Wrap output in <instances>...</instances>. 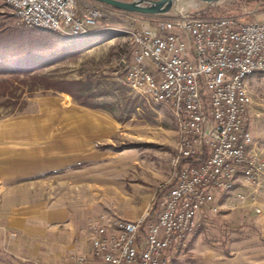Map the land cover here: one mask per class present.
<instances>
[{
    "label": "rangeland",
    "instance_id": "obj_1",
    "mask_svg": "<svg viewBox=\"0 0 264 264\" xmlns=\"http://www.w3.org/2000/svg\"><path fill=\"white\" fill-rule=\"evenodd\" d=\"M76 1L78 11L82 5L112 8ZM244 2L184 0L180 11L219 10L242 22L263 23L264 6L248 9ZM114 11L95 33L68 38L22 27L0 0L4 63L17 69L34 67L38 76L79 81L87 89L78 92L77 101L26 81L13 83L0 96V177L6 175L5 185L14 188L7 194L9 201L43 197L50 205L65 207L89 246L82 253L77 235L63 255L52 254L44 264H72L76 256L94 259L92 228L103 223L147 215L146 222L155 221L160 197L172 183L171 158L180 134L176 117L169 106L150 103L124 84L125 65L131 61V28L110 20H117ZM4 78L12 80L0 76ZM245 85L251 97L252 151L264 161V75L247 77ZM82 102L102 107L93 109ZM214 208L197 217L199 226L181 246L166 251L163 264H264V179L217 195ZM0 234V264H43L21 252L9 253L6 240L16 239L18 232L0 223Z\"/></svg>",
    "mask_w": 264,
    "mask_h": 264
},
{
    "label": "built area",
    "instance_id": "obj_2",
    "mask_svg": "<svg viewBox=\"0 0 264 264\" xmlns=\"http://www.w3.org/2000/svg\"><path fill=\"white\" fill-rule=\"evenodd\" d=\"M19 25L83 38L110 20L130 27L131 61L123 82L150 103L170 107L179 126L171 185L155 221L115 219L92 228V257L72 264H163L215 210L216 196L264 179L252 151L251 97L245 79L264 74V22L181 10L169 17L82 5L76 0H2ZM109 9V10H106ZM142 232V234H141ZM143 237H141V236Z\"/></svg>",
    "mask_w": 264,
    "mask_h": 264
},
{
    "label": "crops",
    "instance_id": "obj_3",
    "mask_svg": "<svg viewBox=\"0 0 264 264\" xmlns=\"http://www.w3.org/2000/svg\"><path fill=\"white\" fill-rule=\"evenodd\" d=\"M6 179V175L0 177V223L19 234L17 240H6L11 249L9 253L21 252L32 261L44 264L52 254L63 255L62 250L69 248L77 235L79 250L82 253L88 250L84 231H79L78 221L67 215L65 207L50 205L43 197L29 200L24 196L21 202L9 201L7 194L14 188L5 185ZM3 237L0 234L1 242Z\"/></svg>",
    "mask_w": 264,
    "mask_h": 264
},
{
    "label": "trees",
    "instance_id": "obj_4",
    "mask_svg": "<svg viewBox=\"0 0 264 264\" xmlns=\"http://www.w3.org/2000/svg\"><path fill=\"white\" fill-rule=\"evenodd\" d=\"M260 5L264 6V0H245L244 7H247L248 9H256L257 7H260ZM241 10V9H239ZM202 12V11H201ZM218 14L213 13H205V16H211V15H217V16H225V13L223 11H217ZM0 59V76L9 75L11 76L12 80H9L7 78L0 80V96H5L10 87L13 85V83L17 84H24L26 81L34 82V85L42 86L44 90H54L60 93L68 94L70 95L74 100H77L80 98L78 96V92H85L87 89L83 86V84L79 81H73V80H60V79H53L48 76H38L34 74V72L37 71L34 67L30 66H21V68L17 69L14 68V66H10L8 63H4V57H1ZM257 75V74H256ZM264 75V74H262ZM20 76H23V79H19ZM82 105L88 106L93 109L101 108V104L92 103L87 104L86 102H82Z\"/></svg>",
    "mask_w": 264,
    "mask_h": 264
},
{
    "label": "water",
    "instance_id": "obj_5",
    "mask_svg": "<svg viewBox=\"0 0 264 264\" xmlns=\"http://www.w3.org/2000/svg\"><path fill=\"white\" fill-rule=\"evenodd\" d=\"M127 13L169 17L177 14L184 0H91Z\"/></svg>",
    "mask_w": 264,
    "mask_h": 264
},
{
    "label": "bare ground",
    "instance_id": "obj_6",
    "mask_svg": "<svg viewBox=\"0 0 264 264\" xmlns=\"http://www.w3.org/2000/svg\"><path fill=\"white\" fill-rule=\"evenodd\" d=\"M54 33V32H53ZM55 34H58V33H55ZM59 35H61V34H59Z\"/></svg>",
    "mask_w": 264,
    "mask_h": 264
}]
</instances>
